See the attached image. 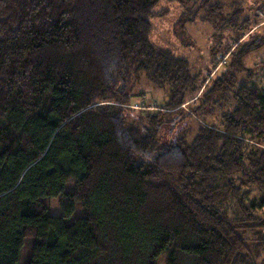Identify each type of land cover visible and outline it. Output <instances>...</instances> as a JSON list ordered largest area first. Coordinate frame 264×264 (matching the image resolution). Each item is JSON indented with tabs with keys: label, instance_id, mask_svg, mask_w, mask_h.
I'll use <instances>...</instances> for the list:
<instances>
[{
	"label": "trees",
	"instance_id": "trees-1",
	"mask_svg": "<svg viewBox=\"0 0 264 264\" xmlns=\"http://www.w3.org/2000/svg\"><path fill=\"white\" fill-rule=\"evenodd\" d=\"M160 1L0 0V264L28 245L25 264H264V87H236L264 48V32L243 38L262 22L232 21L228 63L199 82L151 42ZM203 1L216 31L223 5ZM185 14L182 27L197 21ZM141 81L164 95L135 118ZM229 92L218 126L161 143L186 103Z\"/></svg>",
	"mask_w": 264,
	"mask_h": 264
},
{
	"label": "rangeland",
	"instance_id": "rangeland-1",
	"mask_svg": "<svg viewBox=\"0 0 264 264\" xmlns=\"http://www.w3.org/2000/svg\"><path fill=\"white\" fill-rule=\"evenodd\" d=\"M207 1L212 5H223L221 14L218 15V20L216 19V31L213 23L200 19V16L201 18H207L208 16L205 10V1L203 0H179V2L161 0L155 7V10L156 12L162 11V15L151 19L152 34L150 39L152 44L158 49L169 50L176 57L187 60L192 73L199 77V82L207 79V81L214 80L228 63L230 52L225 54L226 46L232 45V50H234L235 42H233L232 38L240 34V32L232 30V21L238 20L237 23L241 24L248 16L252 22H262L257 27L252 28L249 33L245 34L243 40H248L249 35L256 32H264V0ZM182 14L186 15V19L197 18V21L187 23L182 27L178 24V20ZM263 60L264 48L249 56L245 60L246 71L238 74L239 82L236 87L243 82L255 83V85L264 87ZM143 89L148 91L145 101L132 103V106H129V110H131L135 118L139 116V110L146 112L149 109H156V106H159L164 95L161 89L154 87L150 82L148 84L141 81V83L137 84L135 91L138 93ZM235 90L236 88L232 91L235 92ZM196 101L197 97L186 103L181 113L167 118L160 132L161 143H172L179 139L191 141L201 125L218 126L222 115L231 110L234 105V93H219L214 96L212 106L208 105L204 108L200 107V103L197 104ZM146 105L150 106V108L146 107ZM248 141L251 148L260 147L249 138ZM70 186L72 184H69ZM46 203L50 215H60L61 209L59 208L58 198L49 199ZM225 207H228V204H225L223 209ZM228 208L230 209L231 218L233 220L238 219L239 215L236 209L233 206ZM80 215H82V209L78 207L71 219L73 220ZM248 236L250 238H257V236L251 233ZM252 244L251 242V246H253ZM29 250L30 246L28 245L25 248V257L28 256ZM25 257L21 259L19 264H25ZM158 264H167L165 258L161 257L158 260Z\"/></svg>",
	"mask_w": 264,
	"mask_h": 264
}]
</instances>
